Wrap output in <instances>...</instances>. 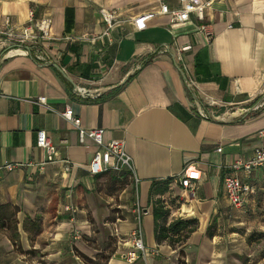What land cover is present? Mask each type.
<instances>
[{
    "label": "crops",
    "instance_id": "1",
    "mask_svg": "<svg viewBox=\"0 0 264 264\" xmlns=\"http://www.w3.org/2000/svg\"><path fill=\"white\" fill-rule=\"evenodd\" d=\"M201 1L202 19L191 15L173 25L169 15L159 13V5L176 8V0H0V25L5 16L25 24L34 9L37 17L52 19L53 36L83 37L72 44L56 40L59 57L48 53L51 64L66 77L29 56L0 60V166L20 164L0 170V205L16 207L18 232L14 245L9 230L0 227V264H81L78 253L91 256L86 240L94 234V225L107 218V225L123 236L119 248L126 253L135 226L134 199L144 212V243L153 251L145 264H172L180 251L186 264H222L225 251L215 259L206 229L212 219L227 216L230 205L222 177L228 165L264 148V135L259 134L264 131V107L228 121L205 119L194 96L217 115L264 99V0ZM100 8L116 11L117 21L108 36L93 44L87 39L106 29ZM146 12L153 14L146 29L134 30L129 19ZM201 25L211 31L208 41L197 31ZM5 46L0 44V55ZM185 46L189 48L182 51ZM163 47L167 51H161ZM177 65L193 82V91ZM73 84L106 90L100 99L84 100L73 94ZM39 96L46 97L49 108L35 102ZM66 107L83 128L102 129L104 143L124 141L137 183L127 173L88 171L97 145L89 138L80 140L78 129L61 115ZM38 130L48 134L58 152V160L43 169L36 166L45 160L36 145ZM187 165L200 171V179L193 195L178 199L185 191L176 179ZM170 178V190L162 195L169 222L198 221L196 230L176 248L156 243L149 199L151 183ZM52 181L58 183L57 200L54 208H47L50 200L36 197ZM66 205L75 211H65ZM116 208L121 218L115 217ZM35 217L42 228L30 240L23 223ZM108 264L129 263L113 255Z\"/></svg>",
    "mask_w": 264,
    "mask_h": 264
},
{
    "label": "built area",
    "instance_id": "2",
    "mask_svg": "<svg viewBox=\"0 0 264 264\" xmlns=\"http://www.w3.org/2000/svg\"><path fill=\"white\" fill-rule=\"evenodd\" d=\"M176 2V8H170L165 3L159 5V13L169 15L171 24L178 25L184 23L190 19L191 15H196L200 19L203 18L205 5L201 0H176ZM99 15L102 21L106 24V29L99 37L97 36L87 39L93 44L98 38L108 36L109 32L113 29V25L117 21V12L114 10L100 8ZM152 15L153 14L149 12L142 13L141 15L130 18L129 23L134 30L142 31L146 29L147 21ZM51 24L52 19L50 17H37L34 9L29 10L28 19L25 24L14 23L9 16H5L0 25V44H5L6 48L0 55V60L22 55L32 57V59L42 62L45 65H50L51 60L48 53L59 57L55 45L56 40L69 44L83 40V37L80 38L73 35L55 37L51 34ZM197 31L204 33L207 41L212 35L207 25L199 26ZM188 48V46H185L182 47L181 50L184 51ZM161 51H167V48L163 47ZM184 82L188 89L193 91L194 85L191 79L186 77ZM105 90L106 89L100 86L88 87L85 85H76L73 87L72 92L75 96L80 98L95 99L105 92ZM192 95L194 96L195 94L192 93ZM35 102L41 106L49 108L45 96H39ZM194 102L195 107L203 118H213L221 121L236 119L243 116L246 111H257L264 107V99L261 98L250 108L226 109L220 115H217L213 112H207L196 96H194ZM213 103L215 102L213 101ZM61 115L78 129L81 141H83L84 138H89L97 145L93 158L87 166L88 171L92 175L104 172H113L116 174L127 173L128 175H131L134 182L137 183L138 179L134 173V163L131 156L125 151L123 140H111L104 143L102 140V129L83 128L80 124V119L74 115L70 107H66ZM259 134L260 136H263L264 131H260ZM61 141L65 142L64 139ZM36 145L45 153V160L36 165L38 169H43L46 163L58 160L56 145L53 144L51 138L44 130H38L36 132ZM216 150L221 151V147H218ZM19 165L20 164L18 163L6 162L0 166V170L5 169L6 171H11ZM28 165H31V163H28ZM66 169L68 170L69 167H66ZM255 170H264L263 147L255 148L251 156L248 158H237L228 165L227 171L222 177V185L230 206L235 208L242 207L248 197L253 194L254 187L252 183L248 181V178ZM199 179L200 171L193 165H187L176 179V182L182 189H184L187 195H193L195 184ZM64 210L74 212L75 208L71 205H66ZM143 214L144 212L141 207L136 204V207L133 210L135 226L129 232L131 248L124 253L125 260L129 264H132L140 257L147 258L153 253V251L148 249L144 243V234L141 223ZM116 236H119L118 231H116ZM79 258L81 264H85L80 256Z\"/></svg>",
    "mask_w": 264,
    "mask_h": 264
},
{
    "label": "rangeland",
    "instance_id": "3",
    "mask_svg": "<svg viewBox=\"0 0 264 264\" xmlns=\"http://www.w3.org/2000/svg\"><path fill=\"white\" fill-rule=\"evenodd\" d=\"M6 48V47H5ZM251 183L254 192L240 208L229 206L227 216L224 220L217 221L214 230L213 241L214 257L220 259L223 254L222 264H264V170H259L251 175ZM173 192V190H171ZM58 183L52 181L42 194L37 195L38 201L42 198L49 199V207L54 208L53 203L57 200ZM189 195L183 193L176 198H187ZM136 195V200H137ZM174 200V199H171ZM170 201V200H169ZM134 199V206L136 207ZM175 202L173 201V206ZM118 210L114 209L113 213ZM125 211V209L123 210ZM120 213V212H119ZM126 214V212L124 213ZM115 217L121 218L120 214ZM108 218L98 225H94V234L88 240L87 245L91 248V256L96 264H108L109 259L116 255L125 260V251L120 246L123 236L114 225L107 221ZM144 224V220H143ZM116 231L119 236H116ZM214 239V240H213ZM177 246L175 245L174 248ZM182 253L177 254V258L171 260L172 264H186ZM85 264H92L83 260ZM126 261V260H125ZM127 262V261H126ZM133 264H145L144 258H139ZM216 264H220L217 262Z\"/></svg>",
    "mask_w": 264,
    "mask_h": 264
},
{
    "label": "trees",
    "instance_id": "4",
    "mask_svg": "<svg viewBox=\"0 0 264 264\" xmlns=\"http://www.w3.org/2000/svg\"><path fill=\"white\" fill-rule=\"evenodd\" d=\"M129 78L130 77H128V79ZM100 98L101 97H98L96 99ZM84 100L90 99L85 98ZM172 181L173 179L170 178L163 181L152 182L149 188V199L152 201L153 233L156 243L160 244L166 242L169 246L174 248L175 245H182L189 235L196 230L198 221L196 218H176L169 222L170 210L166 207V200L162 198V195L170 190V183ZM16 211V207H12L9 204L0 205V227L9 230V236L14 245L18 242L17 222L15 219ZM115 212L117 215L120 214L119 209ZM215 226L216 220L212 219L206 229V235L209 238L214 236ZM41 228V220L39 217L26 219L23 223V229L28 233L30 240H33V237L41 231ZM180 253H182V251H180ZM78 255L83 260L96 264L89 257L81 253H78Z\"/></svg>",
    "mask_w": 264,
    "mask_h": 264
},
{
    "label": "water",
    "instance_id": "5",
    "mask_svg": "<svg viewBox=\"0 0 264 264\" xmlns=\"http://www.w3.org/2000/svg\"><path fill=\"white\" fill-rule=\"evenodd\" d=\"M51 65L54 66L57 70H59L62 73V75L66 77L65 73L63 72V70L58 65H56V64H51ZM177 69L180 72L183 80L185 81L186 80V75H185L184 71L178 65H177ZM74 86H76V84H73V87Z\"/></svg>",
    "mask_w": 264,
    "mask_h": 264
}]
</instances>
